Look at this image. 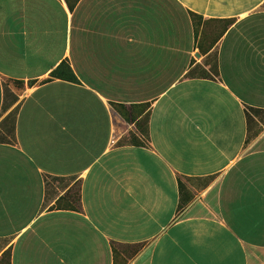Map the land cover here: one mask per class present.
<instances>
[{"label": "crops", "instance_id": "1", "mask_svg": "<svg viewBox=\"0 0 264 264\" xmlns=\"http://www.w3.org/2000/svg\"><path fill=\"white\" fill-rule=\"evenodd\" d=\"M250 109L264 0H0V264H264Z\"/></svg>", "mask_w": 264, "mask_h": 264}, {"label": "trees", "instance_id": "2", "mask_svg": "<svg viewBox=\"0 0 264 264\" xmlns=\"http://www.w3.org/2000/svg\"><path fill=\"white\" fill-rule=\"evenodd\" d=\"M211 70H212V73H214V74L218 73V70L215 67H212ZM190 74L191 73L189 72L188 75H190ZM51 76L53 78L66 79V80L71 81V82H77L78 81L76 76L74 75L73 71L71 70V68L69 66H67L65 63H62L59 67H57V69L51 73ZM207 76L210 77L209 74ZM4 94H5V97H7V94H8L7 85L4 86ZM251 112L255 113L256 116H258V117L262 116V117H260L261 120L264 119V110L250 109V113ZM250 113L246 112V117H247L248 122L250 120H252V116ZM72 208L74 210L76 209V207H72Z\"/></svg>", "mask_w": 264, "mask_h": 264}, {"label": "rangeland", "instance_id": "3", "mask_svg": "<svg viewBox=\"0 0 264 264\" xmlns=\"http://www.w3.org/2000/svg\"><path fill=\"white\" fill-rule=\"evenodd\" d=\"M251 114L253 116H256V114L253 113V112H251ZM260 117H262V116H260ZM257 118H258V116H257ZM70 198L74 201V204L77 206L78 205V190H77V187L72 188L71 193H70Z\"/></svg>", "mask_w": 264, "mask_h": 264}]
</instances>
